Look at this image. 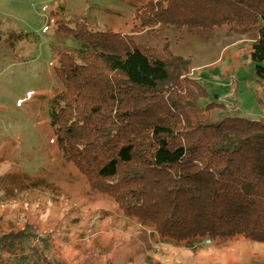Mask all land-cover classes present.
<instances>
[{"label": "trees", "instance_id": "trees-1", "mask_svg": "<svg viewBox=\"0 0 264 264\" xmlns=\"http://www.w3.org/2000/svg\"><path fill=\"white\" fill-rule=\"evenodd\" d=\"M135 21L191 31L261 22L251 60L264 84V0L150 1ZM117 37L83 32L76 58L60 59L72 91L55 100L52 126L64 156L166 242L264 243V111L259 121L228 112L215 120L227 107L189 78L190 59ZM48 245L30 226L0 234V264H62Z\"/></svg>", "mask_w": 264, "mask_h": 264}, {"label": "rangeland", "instance_id": "rangeland-1", "mask_svg": "<svg viewBox=\"0 0 264 264\" xmlns=\"http://www.w3.org/2000/svg\"><path fill=\"white\" fill-rule=\"evenodd\" d=\"M150 1L157 0H0V234L30 226L47 239V256L62 264H264V243L245 238L195 248L166 242L97 189L58 144L53 106L72 91L60 59L73 56L81 47L76 35L86 31L190 59L189 78L227 107L214 111L215 120L222 112L262 118L264 84L251 60L262 23L138 28L136 12Z\"/></svg>", "mask_w": 264, "mask_h": 264}]
</instances>
